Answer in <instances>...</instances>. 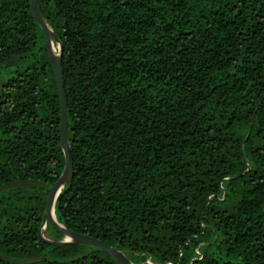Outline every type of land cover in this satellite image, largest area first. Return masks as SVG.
<instances>
[{
	"label": "trees",
	"instance_id": "1",
	"mask_svg": "<svg viewBox=\"0 0 264 264\" xmlns=\"http://www.w3.org/2000/svg\"><path fill=\"white\" fill-rule=\"evenodd\" d=\"M37 1L63 44L59 223L133 264H264V0ZM65 163L45 33L0 0V264H119L41 238Z\"/></svg>",
	"mask_w": 264,
	"mask_h": 264
},
{
	"label": "water",
	"instance_id": "2",
	"mask_svg": "<svg viewBox=\"0 0 264 264\" xmlns=\"http://www.w3.org/2000/svg\"><path fill=\"white\" fill-rule=\"evenodd\" d=\"M31 2V9L33 12V15L35 19L38 21L40 26L42 27L45 36H46V42H47V48L49 52L50 59L53 63L57 83L59 86L60 96H61V144L62 148L65 154V167L58 178V180L53 184L51 187L47 202H46V209L43 217V223L41 226V238L48 242L53 244H66V243H84L91 246H95L97 248H100L107 252L109 255H111L119 264H133L129 257L123 253L121 250H118L114 246H111L107 244L106 242L94 238L91 236H88L83 233L75 232L72 230L67 229L64 225L59 223L58 220H55L52 218L51 213L53 210L55 211V203L64 189L65 185L73 179V163H72V156H71V150L68 146V136H67V97L66 92L64 88V79H63V66H62V51H63V44L57 37V34L53 31V29L49 26L48 22L43 18L37 0H30ZM57 42L59 44V52L57 55L53 52V42ZM56 213V211H55ZM49 222H51L57 229H59L62 234L63 238L60 240H54L47 238L44 235V230L47 231Z\"/></svg>",
	"mask_w": 264,
	"mask_h": 264
},
{
	"label": "bare ground",
	"instance_id": "3",
	"mask_svg": "<svg viewBox=\"0 0 264 264\" xmlns=\"http://www.w3.org/2000/svg\"><path fill=\"white\" fill-rule=\"evenodd\" d=\"M53 52H54L55 55L58 54V50H57V48H56L54 42H53ZM51 216H52L53 219L57 220L56 213H55L54 210H53V212L51 213Z\"/></svg>",
	"mask_w": 264,
	"mask_h": 264
},
{
	"label": "rangeland",
	"instance_id": "4",
	"mask_svg": "<svg viewBox=\"0 0 264 264\" xmlns=\"http://www.w3.org/2000/svg\"><path fill=\"white\" fill-rule=\"evenodd\" d=\"M54 44H55V46H56V48H57V50H58V52H59V44L57 43V42H55L54 41ZM57 217V216H56ZM44 232V235L47 237V238H50V237H48L49 235H48V233H47V231H43ZM123 253H125L126 254V251L125 250H121ZM149 262H151V260H148Z\"/></svg>",
	"mask_w": 264,
	"mask_h": 264
}]
</instances>
